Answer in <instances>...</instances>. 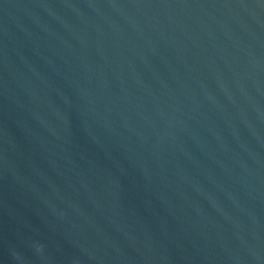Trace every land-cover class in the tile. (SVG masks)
<instances>
[{
	"label": "water",
	"instance_id": "water-1",
	"mask_svg": "<svg viewBox=\"0 0 264 264\" xmlns=\"http://www.w3.org/2000/svg\"><path fill=\"white\" fill-rule=\"evenodd\" d=\"M0 264H264V0H0Z\"/></svg>",
	"mask_w": 264,
	"mask_h": 264
}]
</instances>
